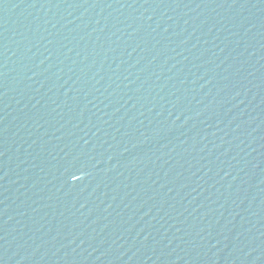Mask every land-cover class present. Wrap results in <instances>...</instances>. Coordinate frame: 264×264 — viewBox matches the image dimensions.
Returning <instances> with one entry per match:
<instances>
[{"label":"water","instance_id":"95a60500","mask_svg":"<svg viewBox=\"0 0 264 264\" xmlns=\"http://www.w3.org/2000/svg\"><path fill=\"white\" fill-rule=\"evenodd\" d=\"M0 264H264V0H0Z\"/></svg>","mask_w":264,"mask_h":264}]
</instances>
